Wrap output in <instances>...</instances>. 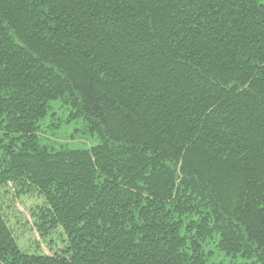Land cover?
<instances>
[{
  "label": "trees",
  "instance_id": "16d2710c",
  "mask_svg": "<svg viewBox=\"0 0 264 264\" xmlns=\"http://www.w3.org/2000/svg\"><path fill=\"white\" fill-rule=\"evenodd\" d=\"M9 193L54 250L0 204V264H264V0H0Z\"/></svg>",
  "mask_w": 264,
  "mask_h": 264
},
{
  "label": "rangeland",
  "instance_id": "374dc122",
  "mask_svg": "<svg viewBox=\"0 0 264 264\" xmlns=\"http://www.w3.org/2000/svg\"><path fill=\"white\" fill-rule=\"evenodd\" d=\"M45 124L50 125V127H47ZM45 124L42 123L41 132L47 133H45V136L50 138L48 140L49 143L55 147L62 146L71 150H84L98 143L96 138L85 134L80 120L68 121V111L59 107L58 103L51 104V112L45 118ZM0 204L7 218L10 220L13 234L17 237V242L23 247L24 251L33 253L38 250L40 253L50 254L54 250V246L49 250L46 242L39 238L36 232L32 230L30 227L31 221L26 222V219H29L27 207L33 210L35 204H31L30 201L27 202L25 198L13 199L10 193L5 196L0 195ZM55 234L51 238L58 240L59 236Z\"/></svg>",
  "mask_w": 264,
  "mask_h": 264
}]
</instances>
